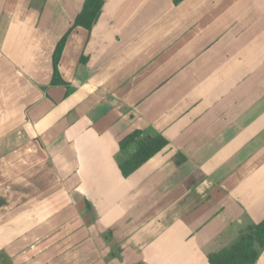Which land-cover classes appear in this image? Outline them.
Instances as JSON below:
<instances>
[{
    "label": "crops",
    "instance_id": "obj_1",
    "mask_svg": "<svg viewBox=\"0 0 264 264\" xmlns=\"http://www.w3.org/2000/svg\"><path fill=\"white\" fill-rule=\"evenodd\" d=\"M84 3L0 0V264H209L264 222V0H105L53 85ZM148 129L169 145L125 178Z\"/></svg>",
    "mask_w": 264,
    "mask_h": 264
},
{
    "label": "trees",
    "instance_id": "obj_2",
    "mask_svg": "<svg viewBox=\"0 0 264 264\" xmlns=\"http://www.w3.org/2000/svg\"><path fill=\"white\" fill-rule=\"evenodd\" d=\"M180 0H175L177 4ZM105 5V0H85L81 12L75 17L71 27L66 31L55 49L53 56L54 77L53 85H65L61 78L59 66L65 46L76 29H83L88 33L98 23ZM85 62V59H83ZM169 145L168 140L154 129L136 130L120 142L123 159L119 168L123 177L127 178L162 152ZM174 162L181 167L187 158L179 153L174 156ZM188 186L195 185L194 179H187ZM111 235V233H110ZM110 236L102 239L109 242ZM109 239V240H108ZM264 252V222L260 224L248 223L240 233L237 243L217 253L210 254L209 264H257Z\"/></svg>",
    "mask_w": 264,
    "mask_h": 264
},
{
    "label": "rangeland",
    "instance_id": "obj_3",
    "mask_svg": "<svg viewBox=\"0 0 264 264\" xmlns=\"http://www.w3.org/2000/svg\"><path fill=\"white\" fill-rule=\"evenodd\" d=\"M230 17V18H229ZM233 17H235V15L233 16ZM245 17H241V19L243 20ZM248 18H250V17H248ZM139 19V20H138ZM138 19H137V22H136V24L138 25L137 27H138V29L139 30H137V32H133V33H136V34H138V32L139 31H141L142 29H144L145 27H146V23H147V19H144L143 17H138ZM242 20L240 21V23L239 24H237V25H234V26H232L233 28H235V30L234 31H232V30H230L229 29V27L230 26H228L227 27V22H231V16H224L223 17V23H224V28L222 29L221 28V30L219 31V30H217V31H213L214 29H216L217 28V25H216V28H214L213 26L212 27H210V30L208 31V32H206V34L208 35H212V38H213V40L211 41L212 43H217L218 42V45H221L223 42H225L224 40H226V38H231L232 37V35L234 34V32L235 31H237V30H239L240 28H241V26L243 25L242 23ZM140 23V24H139ZM220 23H221V20H219L218 21V26L220 27L221 25H220ZM146 24V25H145ZM214 32V33H213ZM136 34L135 35H128V36H126L125 38H123V40L124 41H126V39L129 37V36H136ZM205 33H203V34H201L200 35V37H202L203 39H204V35H206ZM193 44L194 43H192V46H193ZM207 44H209V43H207ZM187 52L188 54L190 53V51H191V53H192V55L194 54V48L193 47H191V49H189L188 47L186 48V49H184V52ZM203 51H204V55H206L208 52H210V51H212V49H210L209 47L208 48H204L203 49ZM161 68V67H160ZM162 69V68H161ZM153 70V67H149V69H148V71H147V73H151V71ZM162 72V71H161ZM160 72V73H161ZM2 171L4 170V168L3 169H1ZM229 231H232V230H229ZM237 240V239H236ZM236 240H235V242H236Z\"/></svg>",
    "mask_w": 264,
    "mask_h": 264
}]
</instances>
